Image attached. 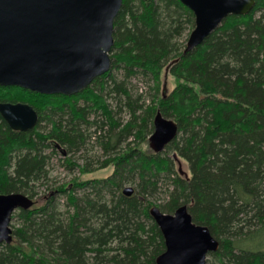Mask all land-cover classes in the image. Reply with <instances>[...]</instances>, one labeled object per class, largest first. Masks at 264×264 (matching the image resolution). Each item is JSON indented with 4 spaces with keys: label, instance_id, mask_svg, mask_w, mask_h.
Returning a JSON list of instances; mask_svg holds the SVG:
<instances>
[{
    "label": "trees",
    "instance_id": "obj_1",
    "mask_svg": "<svg viewBox=\"0 0 264 264\" xmlns=\"http://www.w3.org/2000/svg\"><path fill=\"white\" fill-rule=\"evenodd\" d=\"M255 1L249 15L228 17L186 53L195 16L180 0H123L111 70L83 93L0 87V103H28L39 114L29 132L0 115V194L36 203L13 214L14 240L0 244V264H156L166 245L150 210L174 214L185 205L220 242L207 264H264V0ZM136 78L153 85L147 108L143 93H130ZM158 111L179 133L155 154ZM93 148L106 157L95 170L112 167L110 176L74 178L40 195L54 157L86 177Z\"/></svg>",
    "mask_w": 264,
    "mask_h": 264
},
{
    "label": "water",
    "instance_id": "obj_2",
    "mask_svg": "<svg viewBox=\"0 0 264 264\" xmlns=\"http://www.w3.org/2000/svg\"><path fill=\"white\" fill-rule=\"evenodd\" d=\"M150 1V0H143ZM195 16L185 52H192L230 16H247L255 0H180ZM123 0H0V87L41 95L75 96L109 73L115 45L114 21ZM0 115L15 132L37 126L39 114L28 103H0ZM175 121L158 111L149 146L163 153L178 136ZM131 186L123 194L131 197ZM35 201L23 194H0V244L14 240L12 216ZM150 215L162 232L166 250L156 264H207L220 242L209 227L193 222L188 207Z\"/></svg>",
    "mask_w": 264,
    "mask_h": 264
},
{
    "label": "rangeland",
    "instance_id": "obj_3",
    "mask_svg": "<svg viewBox=\"0 0 264 264\" xmlns=\"http://www.w3.org/2000/svg\"><path fill=\"white\" fill-rule=\"evenodd\" d=\"M188 38V34L185 35V38H183L181 41H186V39ZM152 84L151 82H147V81H141L139 79H133L131 81L130 87H131V91L130 93L132 95H134V97H136V95L143 93L142 95V105H145L146 108L148 105L151 104L152 101V96L154 94L153 88H152ZM138 93V94H137ZM144 108V109H146ZM123 120L124 122H126L127 120L130 119L128 112H126L125 114H123ZM86 155L89 160H88V164L92 169H97L98 165L95 164L96 161L100 160V161H104L106 159V157H104L102 155V151L99 150V148H93L92 151H90ZM82 154H79L75 157L74 161H77V164L79 165L78 167H82L86 164V162H84L81 158ZM178 165L181 168V170L185 173V174H189V166L188 164L183 161V160H178ZM49 170H50V181L48 185H44L40 187V195H44L45 193H50V191L48 190L47 186L54 188V187H58L61 186L63 184H67L70 183L74 178H106L108 176H110L113 172V168L112 167H108L106 169H102V170H98V171H94L90 174H88L86 177H83L81 175L80 169L76 168L73 171H69V169L67 167L64 166V159L63 156H58V157H54L53 160H51V164L49 166ZM161 202L166 200L168 197V193L164 190L163 193H161L159 195ZM61 205H65L66 204V198L65 197H61L60 198V202ZM65 212V211H64ZM17 226L15 224L14 221H12L11 227L12 229H14V227ZM262 242L264 244V234L262 235Z\"/></svg>",
    "mask_w": 264,
    "mask_h": 264
}]
</instances>
